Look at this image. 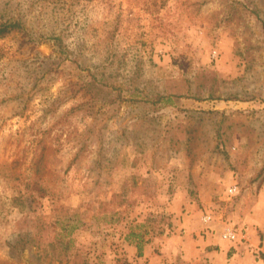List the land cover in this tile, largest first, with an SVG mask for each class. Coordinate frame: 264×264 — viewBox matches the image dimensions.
Wrapping results in <instances>:
<instances>
[{"label":"rangeland","instance_id":"rangeland-1","mask_svg":"<svg viewBox=\"0 0 264 264\" xmlns=\"http://www.w3.org/2000/svg\"><path fill=\"white\" fill-rule=\"evenodd\" d=\"M0 14L27 32L0 38V264H212L194 237L263 233L264 0Z\"/></svg>","mask_w":264,"mask_h":264},{"label":"crops","instance_id":"crops-1","mask_svg":"<svg viewBox=\"0 0 264 264\" xmlns=\"http://www.w3.org/2000/svg\"><path fill=\"white\" fill-rule=\"evenodd\" d=\"M183 228H188V231L192 229L190 225L186 224L183 225ZM223 232L224 228L219 235L207 231L206 237H194L193 245L196 259L207 255L211 258L212 264H264V259L261 257L264 254V230L261 235L259 233L251 235L249 245L233 244L223 238ZM176 239L171 241L174 242ZM173 242H169L171 244H168L167 247H172ZM256 253L259 254V257L255 255ZM190 257L191 255H189Z\"/></svg>","mask_w":264,"mask_h":264},{"label":"trees","instance_id":"trees-1","mask_svg":"<svg viewBox=\"0 0 264 264\" xmlns=\"http://www.w3.org/2000/svg\"><path fill=\"white\" fill-rule=\"evenodd\" d=\"M14 32H18V33H23L24 35L27 34L26 30H25V26L22 23L21 20L18 19H13V18H9V17H5L2 14H0V38H4L8 35H10L11 33ZM90 84H93V82H90ZM161 99V98H160ZM71 227V231L77 229L78 225L77 224H73ZM60 240L62 242V248L60 247V250H62V252L66 255L67 251L70 248V245H72V240L68 239L66 240V236L64 234H60L59 235ZM55 248V246H54ZM141 249V247H140ZM262 259H264V254H262ZM62 261V260H60Z\"/></svg>","mask_w":264,"mask_h":264},{"label":"built area","instance_id":"built-area-1","mask_svg":"<svg viewBox=\"0 0 264 264\" xmlns=\"http://www.w3.org/2000/svg\"><path fill=\"white\" fill-rule=\"evenodd\" d=\"M237 191V187H234L233 189L230 190L231 194L236 193ZM212 220V216L211 215H207L204 217V221L205 223H209ZM223 238L229 241H236L238 238V234L237 232L234 230V228L230 227V226H226L224 228V232H223Z\"/></svg>","mask_w":264,"mask_h":264}]
</instances>
